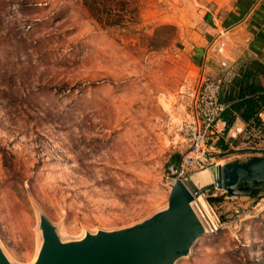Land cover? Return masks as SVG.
<instances>
[{"label": "rangeland", "instance_id": "rangeland-1", "mask_svg": "<svg viewBox=\"0 0 264 264\" xmlns=\"http://www.w3.org/2000/svg\"><path fill=\"white\" fill-rule=\"evenodd\" d=\"M127 1L108 25L81 0H0V246L13 264L35 259L41 214L71 240L166 206V164L185 150L182 89L206 74L222 12ZM255 157L207 143L190 174ZM250 187L200 195L205 232L175 264H264V183Z\"/></svg>", "mask_w": 264, "mask_h": 264}, {"label": "water", "instance_id": "water-1", "mask_svg": "<svg viewBox=\"0 0 264 264\" xmlns=\"http://www.w3.org/2000/svg\"><path fill=\"white\" fill-rule=\"evenodd\" d=\"M212 183L194 185L189 175L170 179L166 206L135 223L85 232L62 240L56 226L40 215L41 244L30 264H175L205 232L195 199L211 187L231 195H248L250 185L264 183V154L248 161H228L210 167ZM0 264H13L0 246Z\"/></svg>", "mask_w": 264, "mask_h": 264}, {"label": "built area", "instance_id": "built-area-1", "mask_svg": "<svg viewBox=\"0 0 264 264\" xmlns=\"http://www.w3.org/2000/svg\"><path fill=\"white\" fill-rule=\"evenodd\" d=\"M215 40L214 50L221 55L226 48L225 33H218ZM218 68V77L206 73L198 83L188 82L183 86L181 96L185 116L181 133L185 150L166 164L165 177L169 180L190 175L207 143L212 146L222 143L255 156L264 154V90L246 91L241 98L236 95L228 99L223 96L224 89L230 86L237 68L227 58L219 61ZM238 98L255 100L258 103L257 111L247 119L241 118L236 111L232 112L230 118L224 117Z\"/></svg>", "mask_w": 264, "mask_h": 264}, {"label": "crops", "instance_id": "crops-1", "mask_svg": "<svg viewBox=\"0 0 264 264\" xmlns=\"http://www.w3.org/2000/svg\"><path fill=\"white\" fill-rule=\"evenodd\" d=\"M214 1L215 10L222 12L216 28L225 31L226 48L221 55L213 47L206 48L202 70L218 77L221 59L227 58L235 64L237 73L224 89L223 96L228 99H233L242 89L264 90V0Z\"/></svg>", "mask_w": 264, "mask_h": 264}, {"label": "trees", "instance_id": "trees-1", "mask_svg": "<svg viewBox=\"0 0 264 264\" xmlns=\"http://www.w3.org/2000/svg\"><path fill=\"white\" fill-rule=\"evenodd\" d=\"M82 4L88 10L90 15L95 18L98 22H106L108 25L118 24L123 18V13H125V4L127 0H81ZM124 11V12H123ZM246 91L252 90H240L238 92V97L241 98ZM234 101L230 108L224 113V117L230 118L233 111L239 113L241 118L247 119L258 109V103L251 99H239ZM224 148L226 145L220 143ZM176 154L175 156H178ZM174 156V157H175ZM219 197H206V200L211 203V201L219 200Z\"/></svg>", "mask_w": 264, "mask_h": 264}, {"label": "bare ground", "instance_id": "bare-ground-1", "mask_svg": "<svg viewBox=\"0 0 264 264\" xmlns=\"http://www.w3.org/2000/svg\"><path fill=\"white\" fill-rule=\"evenodd\" d=\"M214 178H215V173H213L212 170L209 168H205L197 172H193L189 175L190 181L196 186H203L205 184L212 183L214 181ZM195 201L201 202L202 205L205 208H207V205L205 204L201 196H198L195 199Z\"/></svg>", "mask_w": 264, "mask_h": 264}]
</instances>
